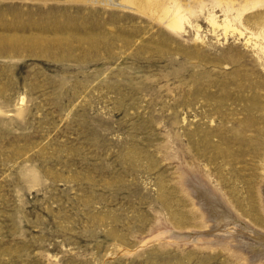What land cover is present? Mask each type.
<instances>
[{
	"label": "rangeland",
	"instance_id": "1",
	"mask_svg": "<svg viewBox=\"0 0 264 264\" xmlns=\"http://www.w3.org/2000/svg\"><path fill=\"white\" fill-rule=\"evenodd\" d=\"M229 2L264 11L0 0V264H264V66L206 20Z\"/></svg>",
	"mask_w": 264,
	"mask_h": 264
},
{
	"label": "bare ground",
	"instance_id": "2",
	"mask_svg": "<svg viewBox=\"0 0 264 264\" xmlns=\"http://www.w3.org/2000/svg\"><path fill=\"white\" fill-rule=\"evenodd\" d=\"M103 1V0H100ZM110 4L130 9L136 12L146 14L147 16L160 20L168 28L177 31V29L183 28V14H181L176 0H105ZM169 1H173V5L169 4ZM222 18H217L215 12L208 13L205 18L208 23L213 27L219 25L223 26L224 30L227 28L237 30L238 38L242 37L244 43L250 47L252 56L255 61L264 66V11L255 12L251 15L242 16L240 6H236L235 3L229 2L222 9ZM232 21H237L239 27L234 26ZM198 27V25L196 24ZM233 33V32H232ZM129 41V38L127 39ZM125 40V41H127ZM205 55V54H204ZM250 108H255L252 104ZM260 190L262 200L264 204V177L260 184ZM212 213L216 219L217 225H224L230 214L224 210H219L218 206L214 203L211 206ZM260 235V234H258ZM262 237V236H261ZM260 238V237H259ZM264 241V238H262Z\"/></svg>",
	"mask_w": 264,
	"mask_h": 264
}]
</instances>
